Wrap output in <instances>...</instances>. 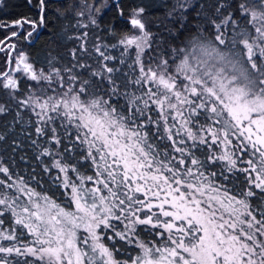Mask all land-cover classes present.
Masks as SVG:
<instances>
[{
    "label": "snow or ice",
    "instance_id": "6c2138e0",
    "mask_svg": "<svg viewBox=\"0 0 264 264\" xmlns=\"http://www.w3.org/2000/svg\"><path fill=\"white\" fill-rule=\"evenodd\" d=\"M52 2L0 22V143L40 168L0 158V264H264V0ZM50 12L74 46L38 66Z\"/></svg>",
    "mask_w": 264,
    "mask_h": 264
},
{
    "label": "trees",
    "instance_id": "16d2710c",
    "mask_svg": "<svg viewBox=\"0 0 264 264\" xmlns=\"http://www.w3.org/2000/svg\"><path fill=\"white\" fill-rule=\"evenodd\" d=\"M76 0H69L70 5H74ZM141 0H124L125 15L127 14V6L135 3H139ZM145 2H151V0H145ZM36 0H3L0 4V22L8 24L12 21L20 18L34 19L37 15V8L35 7ZM53 10H59L64 16L73 11L71 6L64 7L61 3L53 2L50 4ZM49 23L43 29H39V35L34 36L32 42L21 43L22 46L29 52L32 59L37 61L38 66L42 65L46 58H59L66 57L67 52L74 46L73 41L69 38L73 35L71 24L73 21L71 18L62 19L55 15L54 12L48 13ZM164 20V11L159 7H154L150 10V14L145 17L146 23L150 26L152 32L158 33L159 29L157 25ZM116 25V34L120 35L122 32L127 30V24L125 21L115 14V10L107 13L104 18V26ZM11 29H0V40L10 32ZM103 35V34H102ZM107 39V35L104 37ZM5 54L0 53V69L4 67ZM12 120L11 116L7 118H0V123H10ZM13 131H18L17 128L9 129L11 134ZM8 135L7 142L0 143V158L6 162L11 159L12 167L18 173H22L27 177L31 173V169H35L36 172H40V168L37 166L36 161L32 159V152L30 149H26L27 161H21L19 157L11 151V140L12 136ZM18 138V137H17ZM23 155L24 153H20ZM48 177H44V181H47ZM42 181L41 186L37 188L38 191H49L51 195L55 192V198L57 202L66 203V197L61 196L60 192L56 191L55 188L49 189V184ZM35 184V182H32Z\"/></svg>",
    "mask_w": 264,
    "mask_h": 264
},
{
    "label": "rangeland",
    "instance_id": "374dc122",
    "mask_svg": "<svg viewBox=\"0 0 264 264\" xmlns=\"http://www.w3.org/2000/svg\"><path fill=\"white\" fill-rule=\"evenodd\" d=\"M75 3H76V2H75ZM75 3H74V4H75ZM18 46H19V47H23L22 44H19Z\"/></svg>",
    "mask_w": 264,
    "mask_h": 264
}]
</instances>
